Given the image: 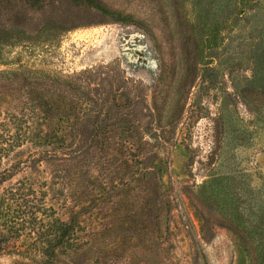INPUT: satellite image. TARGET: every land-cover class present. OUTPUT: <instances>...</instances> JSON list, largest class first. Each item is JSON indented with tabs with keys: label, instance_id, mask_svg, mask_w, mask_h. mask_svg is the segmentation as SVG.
I'll use <instances>...</instances> for the list:
<instances>
[{
	"label": "rangeland",
	"instance_id": "1",
	"mask_svg": "<svg viewBox=\"0 0 264 264\" xmlns=\"http://www.w3.org/2000/svg\"><path fill=\"white\" fill-rule=\"evenodd\" d=\"M0 264H264V0H0Z\"/></svg>",
	"mask_w": 264,
	"mask_h": 264
},
{
	"label": "trees",
	"instance_id": "2",
	"mask_svg": "<svg viewBox=\"0 0 264 264\" xmlns=\"http://www.w3.org/2000/svg\"><path fill=\"white\" fill-rule=\"evenodd\" d=\"M18 191H20V192H21V191H22V189H21V188H19V189H18ZM10 195H11L12 197H8V200H9V201H11V200H13V199H14L13 197H15V196H16V193H11ZM22 198H24V197H22ZM22 198H21V199H22ZM23 207H24V203H23V204H20V208L22 209Z\"/></svg>",
	"mask_w": 264,
	"mask_h": 264
}]
</instances>
